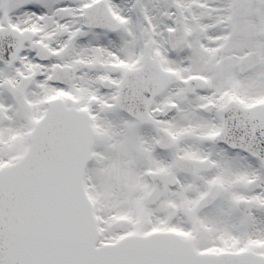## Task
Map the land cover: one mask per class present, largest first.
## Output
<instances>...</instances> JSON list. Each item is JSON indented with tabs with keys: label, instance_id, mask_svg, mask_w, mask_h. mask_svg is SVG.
<instances>
[{
	"label": "snow or ice",
	"instance_id": "6c2138e0",
	"mask_svg": "<svg viewBox=\"0 0 264 264\" xmlns=\"http://www.w3.org/2000/svg\"><path fill=\"white\" fill-rule=\"evenodd\" d=\"M0 264H264V0H0Z\"/></svg>",
	"mask_w": 264,
	"mask_h": 264
}]
</instances>
